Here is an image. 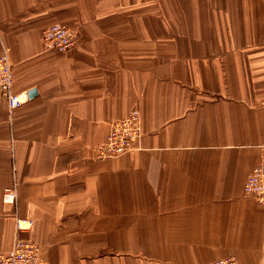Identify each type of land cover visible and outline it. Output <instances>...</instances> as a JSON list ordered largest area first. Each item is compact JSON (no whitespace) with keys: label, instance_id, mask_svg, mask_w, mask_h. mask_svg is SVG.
Here are the masks:
<instances>
[{"label":"crops","instance_id":"0c3cea01","mask_svg":"<svg viewBox=\"0 0 264 264\" xmlns=\"http://www.w3.org/2000/svg\"><path fill=\"white\" fill-rule=\"evenodd\" d=\"M52 24L70 51L43 48ZM3 48L28 100L0 97V252L18 217L47 264H264L242 191L264 166V0H0ZM132 110L137 148L97 160Z\"/></svg>","mask_w":264,"mask_h":264},{"label":"built area","instance_id":"2783aa9c","mask_svg":"<svg viewBox=\"0 0 264 264\" xmlns=\"http://www.w3.org/2000/svg\"><path fill=\"white\" fill-rule=\"evenodd\" d=\"M76 39L77 31L61 24H52L41 34L43 47L59 53L70 51ZM0 97L5 100L10 114L28 100L26 93L17 94L12 91L11 64L5 48L0 54ZM261 105L264 110V102ZM140 123V114L136 110L114 119L105 141L94 148V157L97 160H110L136 149L141 137ZM242 191L244 197L252 198L264 209V166H257L249 172ZM2 201L6 204H15L14 188L4 190ZM32 225L31 220L15 218V237L11 248L6 252H0V264H47L42 259L40 247L36 242L18 236V233L29 230ZM208 264H240V262L235 257H228Z\"/></svg>","mask_w":264,"mask_h":264},{"label":"water","instance_id":"95a60500","mask_svg":"<svg viewBox=\"0 0 264 264\" xmlns=\"http://www.w3.org/2000/svg\"><path fill=\"white\" fill-rule=\"evenodd\" d=\"M35 93H36L35 89H31L28 91V96L32 97L33 95H35Z\"/></svg>","mask_w":264,"mask_h":264},{"label":"rangeland","instance_id":"374dc122","mask_svg":"<svg viewBox=\"0 0 264 264\" xmlns=\"http://www.w3.org/2000/svg\"><path fill=\"white\" fill-rule=\"evenodd\" d=\"M41 42H42V40H41ZM44 48V47H43ZM42 257V256H41ZM43 259V258H42ZM44 260V259H43ZM45 261V260H44ZM47 263V262H46Z\"/></svg>","mask_w":264,"mask_h":264}]
</instances>
